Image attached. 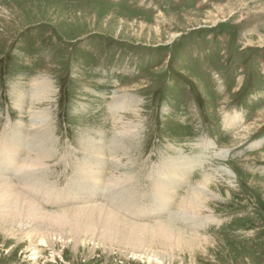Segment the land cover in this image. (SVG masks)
<instances>
[{
  "label": "rangeland",
  "instance_id": "1",
  "mask_svg": "<svg viewBox=\"0 0 264 264\" xmlns=\"http://www.w3.org/2000/svg\"><path fill=\"white\" fill-rule=\"evenodd\" d=\"M39 79L48 93L37 102ZM118 100L127 110L114 109ZM16 129L24 146L6 153L15 165L0 178L32 195L21 184L32 179L14 172L39 160L32 190L50 194L35 200L44 215L95 205L63 198L87 155L102 164L85 179L103 187L127 179L146 207L169 197L162 216L133 220L169 221L174 250L149 242L163 264H264V0H0V148L16 142ZM40 129L45 155L28 148ZM187 158L199 162L161 174ZM193 193L200 207L183 214ZM0 216V264H146L132 245L42 248L33 222L14 224L12 235L8 213Z\"/></svg>",
  "mask_w": 264,
  "mask_h": 264
},
{
  "label": "bare ground",
  "instance_id": "2",
  "mask_svg": "<svg viewBox=\"0 0 264 264\" xmlns=\"http://www.w3.org/2000/svg\"><path fill=\"white\" fill-rule=\"evenodd\" d=\"M47 88H48V84L45 85L44 80H43V83H40V79H39L37 81V84L34 87L32 86V91H31L32 99L37 101V102L41 101V100H45L47 98V93H48ZM113 105H114L113 107L115 110H124L125 109L124 104L119 100L115 101V103ZM125 110H127V109H125ZM43 115L44 114H40L39 117H43ZM238 115L237 114L234 115L232 117V121L239 120ZM31 117H33V116L31 115ZM39 117L35 118V120L40 119L39 122L40 121L43 122L44 118H39ZM35 120H34V125H38L39 122H35ZM39 125H41V127L38 126L39 128H43L42 123H40ZM20 134H21V132H19V129H16L12 135V138L16 142L9 143L8 141H5V142L3 141L4 144L0 148V174L3 172V170L5 172L6 171L9 172L10 175H11L10 172H13L12 168L15 164L9 163V158L7 157L6 153H8V152L10 153L13 150L17 151V149H15V148L20 147L19 149H21V147L24 146L23 145V139L21 138ZM31 134H32V135H30L31 140L29 141V144H28L29 147L28 148H30L31 150L34 149L33 151H37V152L41 153L42 155L47 154L46 144L49 140V136L45 135V132H43L41 129L39 130V132L36 131V132H32ZM123 135H121V137H123L125 142H128V136H126V135L123 136ZM134 142H135V139H134ZM15 144H16V146L14 147ZM39 153H37V154H39ZM36 156H38V155H36ZM44 157H46V156H44ZM125 158H127V157H125ZM85 159H87L86 166H82V167L78 168V173L80 175L78 174L75 177L74 186H72V187L69 186L67 191H65V193H64L65 196L64 197L62 196V197L67 199V201H68V198L69 199L70 198L71 199H73V198L74 199H80L81 201L83 199L84 202H91V203H94L95 205L92 207H84L81 209H77L76 211H63L60 213L54 212L53 214H57L56 216H47L46 214L44 215V212H41V209H40L39 205L37 204V201H35L41 197L43 199L41 201L45 200V201L49 202V199L51 198L50 194L43 192L44 190L43 191L39 190V188H35L36 190H32L33 187L37 186V185H34V183L37 184L39 182L35 178V174L37 173L36 172L37 169H34V168H36V166L40 165L39 160L35 161V160L29 158L28 163L25 164L24 167H20L19 169L15 170L16 172H14V175L18 176V180H20L21 177H29L32 179V180L27 181V182H26V180L21 182V184L25 188H27V190L30 191L32 195L24 197L22 194L16 193L13 190V187H11V185H10L11 183L10 184L6 183L7 182L6 179L3 180V178L2 179L0 178V212L3 211L5 214L8 213L9 217H4V216L3 217H4V220L6 218L9 219V221H6V222H8L7 224H9V223L11 224L9 226L11 228L9 231H11L13 233L12 235H14V232H16L15 226L12 227L14 224L18 226V225L22 224L23 220H30L31 222L34 223L33 226H35L34 228H32V232H34L33 236L36 234L37 240H38L37 244H38V246H40L42 248L47 247L48 241L51 242L52 240L57 241V242H61L64 245L68 244V243H72V245H74V247H76L78 244H80V246L82 247L86 243L88 244L89 242L90 243L93 242L94 247L100 246V247H102V249L107 248V247L111 248V247L115 246L116 244H117L116 246L123 245V246H128V247L132 245V252L131 253H132L133 258L136 257V255H137V254L135 255V253H133V252L135 250H137V252H138L139 249H141L140 254H138L139 256L137 255L138 259L139 258L143 259V261H145L146 264H163L161 260L163 259L164 256L162 257L159 253H157L156 250H155L156 251L155 252L149 248H151L150 246L155 244L154 242H157L155 245L162 246V250L164 249V251L165 250L166 251H168V250L173 251L174 250L175 245L173 243H177L176 242V236H175L176 233L174 232L172 226L169 224V221L166 223H161V224L156 223V225L152 226V225L137 224L133 220H137L139 217L141 218L145 215H149L152 211L156 212V214L162 213L167 208L166 206H167V203L169 201L168 200L169 197H164V198H159L158 196L157 197H151L152 207H146L144 205H139L137 203V200L135 199V197L130 193L131 185L130 184L126 185V182L128 181L127 179H126L127 181L125 180L124 183L121 181L119 183L118 182H112V183L108 184L106 187H103V186L99 185L98 183H96V180H97L96 178L92 179L91 181L88 179H85L82 176L83 173L89 171L91 168H93V166L95 167V166H98L99 164H102V163H99V164L96 163V159L92 160L93 157H90L87 155H86ZM173 160L168 162V164H166V167L164 166L165 170L164 171L162 170V172H161V174L163 176L165 175V177H166L167 174L172 175V174H175L176 172L178 173L179 171L181 173L183 170V166L191 169L192 165H194V164L197 165V163L199 162V160L196 161L195 159L191 160V158L190 159L187 158L185 160H187L188 162L186 163V161L183 160V162H185V163L183 165H180L179 164L180 161L178 159H177V161H175L176 159H173ZM91 161L95 165H93L91 163ZM165 162H166V160H165ZM95 173H96V170L94 172V175H95ZM226 173L229 175L230 172L226 171ZM9 174H6V175L9 176ZM87 174L89 175L91 173H87ZM36 176H38V174ZM181 176H182V174H181ZM85 177H86V175H85ZM168 177H170V176H168ZM160 179H161V177H160ZM8 181H10V179ZM130 181L131 180H129V183H131ZM132 184H134V183H132ZM170 184L172 185L173 183H170ZM206 184H208V183H206ZM174 185L176 187L178 186V184H176V183L173 184V186ZM204 185H205L204 182H202L200 184L201 187ZM165 186H166V184H165ZM158 187L162 188L163 185L160 186L157 184L156 189H158ZM27 190H26L25 194L27 193ZM197 191H198V189L193 190V192H195L196 195H198L201 192L200 191L198 193ZM18 192H20V191H18ZM22 192H24V191H22ZM203 192H204V190H203ZM195 193H193V195ZM38 195H39V197H37ZM170 196H172V195H170ZM201 197H202V194H201ZM197 198L198 197L195 195L193 197H190V198L186 197V201L183 200L184 203L182 202L184 204V207H183V205L181 207L184 209H182L181 212L183 214L188 213V212L186 213L185 205H187L188 207H191V208L192 207H195V208L200 207L199 203L197 201H195V200H197ZM81 201H79V202H81ZM68 202H72V201H68ZM205 202H207V201H205ZM178 203H179V201H178ZM203 204H205V203H203ZM8 207H10V209ZM201 208H203V207H201ZM203 210H204V208H203ZM13 211H14V213H13ZM196 211H194V212H196ZM10 213H12V216L10 215ZM201 213H203V211ZM42 216H45V217H42ZM180 218L181 217H179V219ZM181 219L183 220V218H181ZM181 219H180V221H181ZM186 219L187 218H185V220ZM183 223H184V220H183ZM143 224H147V223H143ZM140 225H142V226H140ZM3 229H5V228H3ZM45 232H49L51 234L48 235V233H45ZM96 235L98 236V239H94V236H96ZM97 236L95 238H97ZM177 236H178V234H177ZM178 237H180V236H178ZM177 240H179V238ZM182 240H183V238H182ZM149 242H152L153 244L150 243V245H149ZM188 244H189V241H188ZM34 250L36 252H34V253L32 252L33 258H31V260H36L38 258V255H40V252L38 250H36V247H34ZM128 251H130V250H128ZM161 257H162V259H161Z\"/></svg>",
  "mask_w": 264,
  "mask_h": 264
}]
</instances>
